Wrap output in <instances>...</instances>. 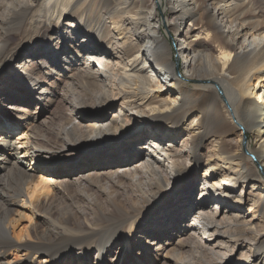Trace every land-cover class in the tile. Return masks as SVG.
Instances as JSON below:
<instances>
[{
    "label": "bare ground",
    "instance_id": "bare-ground-1",
    "mask_svg": "<svg viewBox=\"0 0 264 264\" xmlns=\"http://www.w3.org/2000/svg\"><path fill=\"white\" fill-rule=\"evenodd\" d=\"M161 3L0 0V117L23 130L0 121V264H264V0H167L160 23ZM39 210L46 231L16 232Z\"/></svg>",
    "mask_w": 264,
    "mask_h": 264
},
{
    "label": "rangeland",
    "instance_id": "rangeland-1",
    "mask_svg": "<svg viewBox=\"0 0 264 264\" xmlns=\"http://www.w3.org/2000/svg\"><path fill=\"white\" fill-rule=\"evenodd\" d=\"M157 12L158 13H156L157 14V16H158V18H159V20H160V23H162L163 22V20H164V17L165 16H169V15H171V11H170V6H169V4L167 3V0H162V3L161 4H157ZM168 7V8H167ZM167 8V9H166ZM160 16V17H159ZM160 27H162L161 29H162V31H163V34H164V37H165V39H166V41H167V43H168V47H169V49H171V51H173V52H175L176 51V43L174 42V40H173V36H172V33H170L168 30H166V29H164V27H163V25L161 24V26ZM23 58V54L20 56V60ZM173 62L176 64V66L174 67V74L177 76V78H179V79H183L179 74H178V70H179V67L181 66V60L177 57V54L175 53L174 55H173ZM60 92V91H59ZM220 92V95H221V91L220 90H218V93ZM119 103H120V101H117L116 102V107L119 105ZM53 104V105H52ZM46 110H38V112H37V116H39V119H38V125L40 124V123H43V125L42 126H51L53 123H54V125L55 124H58L60 121H59V119L61 118V117H63V116H65V113H66V109H67V105L66 104H63V103H60V102H56V103H52ZM17 106H21L20 104H18L17 103ZM115 107V108H116ZM107 111H109V110H107ZM112 111H115V109H113ZM112 111H109V113H113ZM34 111H32V113H33ZM88 118H91V116L90 115H87V116H85V119H83V120H81L80 122L81 123H87V122H89L90 120H88ZM12 120V121H11ZM0 121H5L4 123L6 124V126L8 127V125L9 124H11L12 125V127H13V129L12 128H10L11 130H12V134H11V139L13 140H15V139H17L18 138V136H19V134L21 133V132H23V130H21V129H16V122L12 119V117L11 116H8V117H0ZM59 121V122H58ZM11 122V123H10ZM16 123V124H15ZM15 128V129H14ZM237 128L239 129V130H241L242 132L244 131V129H243V127L242 126H240V125H238L237 124ZM41 134L43 135V136H46V135H48L49 134V132H41ZM247 141H249L250 142V144L251 145H253V142H252V139L251 138H246V137H242V139H241V144H242V147H244V149L246 148V144H247ZM142 144H143V142H142ZM244 152H246V155L247 156H249L252 160H254V161H256V159H255V157L254 156H252V155H249V152H247V151H244ZM25 162H27V163H29V164H31L30 163V161H29V159H26L25 160ZM78 167L79 168H83V165H78ZM90 172H95L96 171V168H94V166H92V168H90V169H88ZM258 170L259 171H261V168L260 167H258ZM36 172V174H38V176H41L42 175V173L40 172V171H35ZM200 174H202V171L200 172ZM2 177H4V172L2 171V170H0V179L2 178ZM63 180L64 179V177H57V176H52V180H57V181H59V180ZM60 180V181H61ZM251 186V185H250ZM57 189H59L60 187H56ZM250 189H251V187H249L248 189H247V191H250ZM70 192L72 193L73 191L72 190H70ZM252 193H253V195H254V197H258V193L259 194H262V195H264V192L263 191H261L260 189H258V190H253L252 191ZM197 198H198V192H195L194 193V195H192V197H191V199H192V202H194V203H197ZM21 198H19V199H15L14 200V202L13 203H18V205L20 206L21 205ZM62 201V202H61ZM59 203H60V205H59V209H58V212H57V210H53L55 213H56V215L54 216V217H56L57 218V215L58 214H60L63 218H67V217H69L70 216V214L67 212V210H63V206H61L62 205V203H66V202H64L63 200H61ZM196 201V202H195ZM221 202V203H220ZM226 201L225 200H214V204H216V203H218V206H219V208H225V207H227L228 205L225 203ZM75 206V209L77 210V208L78 209H81L82 208V204H80V205H74ZM232 206V205H231ZM15 207H17V206H14V208ZM20 207H22V206H20ZM212 208H213V206H211ZM215 207V206H214ZM235 208V207H234ZM234 208H230V209H228V211H230L231 209H234ZM240 208V207H239ZM85 210H87V212H88V207H85L84 208ZM249 209H248V207L246 206V207H244L242 210H238V211H234L233 212V210H231L233 213H240L241 215H245L246 217H247V219H250L251 218V215H252V212L251 211H248ZM77 211H79V210H77ZM86 216H88V215H86ZM159 216L161 217V214H159ZM245 217V218H246ZM160 221V220H162V218L161 219H159V217H156L155 219H154V221ZM31 223H29V221H27V220H24V221H21V222H19V223H17V225H16V227H15V230H16V232H21V231H24L27 235H29V234H32L34 231H33V228H35V227H37L36 229H38V232H44V231H46V229L49 227V223H48V219H47V215H46V213H44L42 210H39V211H37V212H35V217L34 218H32V220L30 221ZM186 224H188L187 222H186ZM260 226H258V228H259ZM196 232V231H195ZM196 235L198 236V238H200V239H202V241H203V243L206 245L207 244V236H203V235H201L200 233H197L196 232ZM78 237H81V235H79ZM204 237V238H203ZM180 239H182L181 237H179ZM210 239V238H209ZM166 242L167 241V243H168V245H167V247H166V249H177V250H179V246H180V243H179V241H178V238H174V237H171V238H164V239H162V242ZM171 242V243H170ZM137 249V248H136ZM185 251V247L182 249V252H184ZM21 253H23V251L21 252ZM21 253L20 254H18V256H20L21 255ZM127 254H129L130 255V253L127 251ZM239 254H240V250H239V252H236L233 256H231V257H228V256H226V257H224V260H225V264H236L237 263V258L239 257ZM91 258H92V256H89V258L87 259V260H91ZM189 258V257H188ZM66 259V258H65ZM127 259V258H126ZM128 259H130L131 260V257H129L128 256ZM171 259V260H170ZM170 259H169V257L168 256H166V260H167V262H168V264L169 263H172L173 262V257L172 256H170ZM94 260V259H93ZM148 260V258L146 259V261ZM166 260H164V252L162 253V256L158 259V262H156V261H152V263H149V264H163V263H166ZM69 261H70V258L68 259L67 258V260H64L63 262H61L62 264H69ZM132 261V260H131ZM130 261V262H131ZM145 260H142V262H146ZM149 261V260H148ZM60 263V264H61ZM147 263V262H146ZM59 264V263H58ZM101 264H111V263H108L107 261H105L104 260V262H102ZM126 264H129L128 262L126 263Z\"/></svg>",
    "mask_w": 264,
    "mask_h": 264
}]
</instances>
